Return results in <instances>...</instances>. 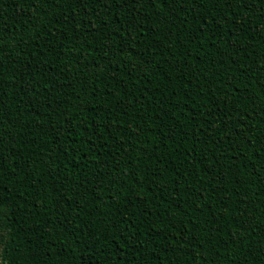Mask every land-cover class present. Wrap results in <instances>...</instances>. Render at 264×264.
<instances>
[{"label":"trees","instance_id":"1","mask_svg":"<svg viewBox=\"0 0 264 264\" xmlns=\"http://www.w3.org/2000/svg\"><path fill=\"white\" fill-rule=\"evenodd\" d=\"M0 264H264V0H0Z\"/></svg>","mask_w":264,"mask_h":264},{"label":"rangeland","instance_id":"2","mask_svg":"<svg viewBox=\"0 0 264 264\" xmlns=\"http://www.w3.org/2000/svg\"><path fill=\"white\" fill-rule=\"evenodd\" d=\"M0 252H1V246H0Z\"/></svg>","mask_w":264,"mask_h":264}]
</instances>
